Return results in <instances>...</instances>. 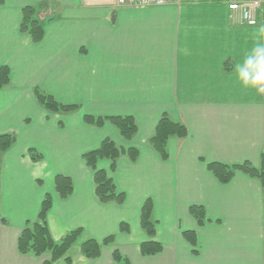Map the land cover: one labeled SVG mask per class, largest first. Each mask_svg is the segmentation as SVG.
I'll return each instance as SVG.
<instances>
[{
  "label": "crops",
  "instance_id": "obj_1",
  "mask_svg": "<svg viewBox=\"0 0 264 264\" xmlns=\"http://www.w3.org/2000/svg\"><path fill=\"white\" fill-rule=\"evenodd\" d=\"M26 7L44 28L40 43L20 31ZM262 15L259 25L264 5ZM259 25L232 22L224 3L207 0L152 8L118 7L116 0H0V67L10 70V84L0 89V135H16L0 156V264L50 259L18 251L21 232L36 222L48 194L54 240L84 231L69 252L72 264H117L116 250L131 264H264V184L242 173L222 184L207 168L261 166L264 95L244 87L238 72L264 46ZM36 90L79 109L50 113ZM164 114L188 131L169 140L167 161L148 143ZM85 115L134 117L138 134L126 141L110 124L87 125ZM107 138L140 152L135 163L121 158L113 173L109 161L99 163L126 194L120 206L98 201L82 160ZM57 175L73 180L67 199L55 190ZM147 199L154 203V238L140 223ZM192 206L205 209L204 224L192 217ZM122 223L128 233L120 232ZM111 235L114 244L98 260L81 255L85 240ZM148 241L161 243L162 253L143 256Z\"/></svg>",
  "mask_w": 264,
  "mask_h": 264
},
{
  "label": "trees",
  "instance_id": "obj_2",
  "mask_svg": "<svg viewBox=\"0 0 264 264\" xmlns=\"http://www.w3.org/2000/svg\"><path fill=\"white\" fill-rule=\"evenodd\" d=\"M35 10L32 7H26L22 10V21L20 31L27 33L34 43H40L44 38V28L38 20L34 18ZM10 84V70L8 67H0V89ZM38 102L50 113H74L79 108L76 105H64L58 102L53 96L46 95L36 90ZM84 122L93 127H103L106 124L114 126L126 141H131L138 134V124L134 117H95L91 115L84 116ZM188 136L187 128L164 114L159 119L153 136L149 139V146L163 161L169 158L167 145L171 138L185 139ZM16 143L15 134L0 135V156L7 152ZM140 152L136 148L125 149L118 146L113 140L107 138L102 141L99 148L86 152L82 156L85 165L93 172L95 185V195L98 201L103 204L123 205L126 201V194L119 192L113 179L107 171L99 169V163L109 161L111 163V172L117 169L118 161L126 157L132 163L137 162ZM38 160L39 156L33 157ZM208 171L222 184L230 183L236 173H242L249 177L258 178L264 184V152L261 155V166L258 170L245 162L240 165L227 166L219 163H210L207 165ZM55 190L62 199H67L74 192L72 178L65 175L55 177ZM53 198L46 195L38 214L36 222L26 226L18 239V251L23 255H33L42 257L47 254L50 259L45 260L43 264H56L63 260L65 264H72L73 259L69 256L72 247L83 235V229L79 228L66 233L60 241L56 242L52 237L49 225L48 214L52 208ZM154 203L152 199H147L140 211V223L143 231L149 238L156 236V225L153 221ZM190 214L200 225L206 221L205 209L202 206H192ZM129 225L122 223L120 225L121 233H128ZM189 240L195 239V233H185ZM115 235H111L98 241L87 239L80 246L82 256L88 260H97L102 255L104 247L114 244ZM143 256H156L163 251L161 243L156 241L144 242L141 247ZM114 261L117 264H131L129 259L122 256L119 251L113 253Z\"/></svg>",
  "mask_w": 264,
  "mask_h": 264
},
{
  "label": "built area",
  "instance_id": "obj_3",
  "mask_svg": "<svg viewBox=\"0 0 264 264\" xmlns=\"http://www.w3.org/2000/svg\"><path fill=\"white\" fill-rule=\"evenodd\" d=\"M226 5L228 18L241 26L256 27L263 14L264 0H207ZM171 0H116L118 7L152 8L166 6Z\"/></svg>",
  "mask_w": 264,
  "mask_h": 264
},
{
  "label": "clouds",
  "instance_id": "obj_4",
  "mask_svg": "<svg viewBox=\"0 0 264 264\" xmlns=\"http://www.w3.org/2000/svg\"><path fill=\"white\" fill-rule=\"evenodd\" d=\"M258 34L264 37V24L259 25ZM253 51L255 56L246 58L243 69L238 68L239 79L244 87L254 88L264 95V46L258 44Z\"/></svg>",
  "mask_w": 264,
  "mask_h": 264
},
{
  "label": "rangeland",
  "instance_id": "obj_5",
  "mask_svg": "<svg viewBox=\"0 0 264 264\" xmlns=\"http://www.w3.org/2000/svg\"><path fill=\"white\" fill-rule=\"evenodd\" d=\"M1 184H2V182L0 183V185H1ZM79 240H80V239H79ZM79 240H78V241H79ZM78 241H77V243H78ZM77 243H76V244H77ZM76 244H75V245H76ZM75 245H74V246H75ZM74 246H73V247H74ZM73 247H72V248H73ZM104 248H105V247H104ZM117 251H118V250H117ZM73 254H74V253H73ZM76 255H79V254H76ZM81 255H82V254H81ZM127 259H128V258H127ZM97 260H98V259H97ZM89 261H90V260H89ZM91 261H92V260H91ZM130 263H131V262H130Z\"/></svg>",
  "mask_w": 264,
  "mask_h": 264
}]
</instances>
